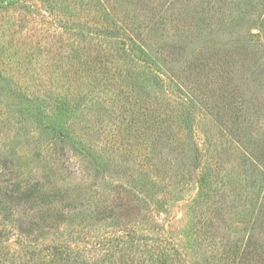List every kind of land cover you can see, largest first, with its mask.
I'll use <instances>...</instances> for the list:
<instances>
[{"label":"trees","instance_id":"16d2710c","mask_svg":"<svg viewBox=\"0 0 264 264\" xmlns=\"http://www.w3.org/2000/svg\"><path fill=\"white\" fill-rule=\"evenodd\" d=\"M106 1L109 0H47L51 11L55 15L58 13L61 21L67 23L62 24L63 27L75 29L77 33L74 36L81 41L79 46H72L69 56H65L67 61L74 62L71 65L74 72L87 77L95 75L101 81L96 87L113 96V110L118 111V118L114 122L110 117L112 120H107L106 125L117 138L110 137L107 142L121 152H132L134 144L139 142L136 130L140 131V195H146L144 202L148 201V196L154 199L156 186L160 183L159 177L148 167L155 163V157H161L167 151L177 155L175 174L185 177L188 187L197 186L200 196L205 191L207 204L224 202L220 191L227 188L230 180L226 176L233 173L236 159L232 168H228L229 164L224 160L234 149L241 156L238 164L243 167L242 172L236 175L240 181L251 184L256 195L255 204H259L258 211L264 210V43L250 37L253 27H261L264 31V0H246L245 9L241 7L240 11L237 10L239 5L224 9L228 0H178L182 6L181 19L178 17L174 37L169 35L173 28H165L168 18L148 21L153 10L148 7L149 14L143 16L138 38L131 29L129 32L115 22ZM142 1L131 0L136 6ZM174 1L177 2L169 0L168 4L173 6ZM218 10L220 17L216 16ZM214 16L221 22L216 28L207 23ZM223 35L231 44L230 55L222 42L224 39H220ZM209 39H213L212 42ZM211 43L215 45L210 50L199 49L201 45L206 47ZM120 59L122 67L118 65ZM132 64H139V67ZM24 65V59L20 58L16 61V69H12L19 76L15 88L20 91L22 87L18 80L22 74H29L28 67ZM136 76L140 79V108L134 110L128 104L120 112L122 104L117 97L125 87L119 81L122 79L126 87L133 89L132 79ZM5 87L0 86V97L9 95L14 99L11 105L14 104L18 119L13 122L19 125L18 128L29 121L30 127L44 136L48 149L51 146V149L58 148L57 152L50 153L49 168L60 180L76 183L80 173L79 181L86 180L81 182L83 186L77 187L82 191L87 189L85 184L89 182L85 175L87 172H94V178L105 180L113 164L118 169L122 168V164L110 161L105 152L86 144L71 125L70 114L82 109L83 93L76 104L70 94H58L54 99L48 90V102L51 104L40 105L41 100L32 99L30 91L22 93L9 86L4 92ZM99 93L94 91V96L90 93L84 95L88 98L84 108L90 113L93 107L102 104ZM54 101L56 104L52 103ZM255 128L262 132L251 140L249 136ZM197 130L215 154L209 162L203 161L207 151L204 153L197 141ZM68 153L69 156L63 158V154ZM55 154L59 157L56 158ZM73 156H78V163H69ZM5 163L4 160L3 168ZM82 163L85 164L83 171L80 169ZM169 167L167 170L173 171ZM159 171L161 174L163 168ZM42 191L37 184L12 183L4 173L0 174V210L15 222L12 227L0 223V264H103L100 260L91 263L84 255V249L73 247L71 242L40 244L38 240L45 233H51L48 229H53L46 221V215L55 210L61 194L60 191ZM116 193L119 195L121 192L117 190ZM109 197L102 196L94 208L91 206L93 217L104 215L106 220L113 221L117 213L133 209L126 204L115 203ZM72 203V200L66 202L64 215L58 220L65 221L66 211L73 218L71 212L76 206L72 207ZM148 207L140 205V216ZM259 214L264 215V212ZM113 223L118 228L108 237L109 243L114 245L109 246L113 249L110 257L119 254L113 264L187 263L174 244L161 247L159 238L147 236L142 233L143 229L138 234L133 221L116 220ZM261 228L259 221L254 222L247 240V244L253 247L257 262L264 259V230ZM13 239L18 247L9 244ZM203 240L201 237L199 241ZM229 248L234 251L233 246Z\"/></svg>","mask_w":264,"mask_h":264},{"label":"rangeland","instance_id":"374dc122","mask_svg":"<svg viewBox=\"0 0 264 264\" xmlns=\"http://www.w3.org/2000/svg\"><path fill=\"white\" fill-rule=\"evenodd\" d=\"M228 1L225 3L224 9L229 10L230 6L234 8L239 5L240 9L237 10L240 11L241 7L244 8L246 0ZM106 2L105 4L109 2L110 15L115 22L119 26L129 29V32L131 29L136 38L140 35L143 16L149 14L148 7L153 8L149 14V22L157 18H168L165 28L170 26L173 28L169 32L171 37H174L173 33L175 25L178 23V17L181 19L179 15L182 6L181 1L178 0L174 1L173 6L168 4L169 0H143L140 5L137 4L140 7L134 5L131 0H109ZM151 15L153 16L151 17ZM220 15L218 10L216 16L220 17ZM58 16V13L55 15L51 11L47 0H17L15 3L14 0H0V86H6L4 92L8 90L9 86L16 89V78L19 76H16L17 73L12 69H16V61L21 58L24 59V66L28 67L29 74H22L23 77H20L18 84L21 85L22 91H30L29 96L32 99L39 98L40 105L51 104L48 102V90H51L54 99L58 94L71 95L76 104L77 99L80 100L83 93L82 109L70 114L71 125L86 144L93 146L99 152H105L106 156L111 158L110 161L122 164V168L118 169L113 164L109 177L105 180L94 178V172H87L85 174L89 178L87 179L88 185L85 184L87 189L78 191L77 187L86 180L79 181L80 173L77 174L76 183L60 180L56 172L49 168L50 153L57 152L58 148L51 149V146L48 149V145L44 142V136L30 127L29 121L23 122L22 128H18L19 125L13 122L18 119V114L13 108L14 104L11 105L14 99H10L9 95L1 96L0 174L4 173L5 178L11 179L12 183L37 184L44 191H60L61 193L58 196L60 200L55 210L46 215V221L53 226V229H48L51 230V233L42 235L43 237L38 240L40 244H68L67 242H71L73 247L84 249V255L91 263L100 260L103 264H113L119 258V254L110 257L113 249L109 247L112 244L109 243L108 237L114 234L115 229L118 228L117 224L113 222L116 220L133 221L138 234L143 229L142 233L147 236H152L153 239L159 238L161 247L170 243L174 244L184 256L186 264H264V259L257 262L253 247L247 244L254 222L258 223L259 221L262 224L261 229L264 230V215L259 214L264 210L258 211L259 204H255L256 195L251 184L240 181V177L236 175L242 172L243 167L240 163L238 164L241 156L234 149L224 160L230 168L236 159L233 173L226 176L230 182L227 184V188H222L220 191L224 202L217 201L212 202L214 204H207L205 191L200 196L197 186L188 187L185 177L183 179L180 174H175L177 155L171 151L165 152L161 157H155V163L152 166L149 165L148 168L152 169L159 177L160 183L156 186L157 195L154 199H152L153 196L147 195L148 201L144 202L146 195H140V131L136 130L139 142L134 144L132 152H121L116 146L107 142L110 137L117 138L114 137L112 130L108 131L106 125L107 120L114 119L116 122V118H118L116 115L118 111L113 110V96L111 93L101 92L100 88L96 87L101 81L95 75L87 77L86 74L74 72L75 68L71 67L74 62L67 61L65 56H69L72 46H77L81 41H77L79 38L74 36V33H77L74 31L75 29L63 27L67 23L62 22V18L60 19ZM171 18L172 21H170ZM207 23L216 28L221 22L214 16ZM250 37L264 43L263 29L253 27ZM220 39H224L222 42L227 46L230 55L232 48L228 43L229 40L225 35ZM212 40L209 39L211 42ZM214 41L218 40L214 39ZM214 45L213 43L206 47L201 45L199 49L206 48L207 51ZM80 48L82 47L80 46ZM206 51H202V53ZM121 59L118 65L122 67ZM134 65L139 67V64H132V66ZM27 76L31 77L28 79ZM123 77L124 75H122ZM33 78L39 80L35 81ZM162 78L164 77L162 76ZM132 80L133 89L129 86L126 87L124 85L126 82L122 79L119 81V84H123L122 86L125 87L121 89L122 91L120 90L122 93L118 97L116 96L122 104L120 112L125 110L129 106L128 104H131V109L140 108V79L136 76ZM94 91L95 94L100 92L98 96H102V104L93 107V111L90 113L88 109L84 108L86 99H88L84 95L90 93L94 96ZM52 103L56 104L55 101ZM118 114L120 115V113ZM127 123L128 120L125 121V124ZM199 130L196 131L197 141L203 152L207 151L203 161L209 162L215 154L205 144L204 136ZM261 132L260 129L255 128L252 136L248 138L252 140ZM243 142H246V139ZM55 156L59 157L58 154ZM68 156L69 153L68 155L63 154V158ZM4 160L5 168H3ZM65 162L68 164L67 161ZM70 162L78 163V156L71 157ZM168 166L173 171H168ZM80 167L83 171L85 164L82 163ZM160 168H163L161 174L158 173ZM95 183L96 185H94ZM117 190L121 192L119 195L116 193ZM102 196L104 198L110 196L109 199L112 197L115 203L126 204L133 209L117 213L113 221L106 220L104 215L93 217L92 207ZM71 200L73 202L71 206H76L75 211L71 212L73 218L66 211L65 221L58 220L59 216L63 217L64 215L66 202H71ZM140 205L150 206L144 210L142 216H140ZM202 205L203 208H201ZM33 211L31 210V212ZM83 219L87 220L83 221ZM103 220L105 221L103 222ZM0 223L12 227L15 222L11 218H6L0 210ZM118 232L120 233V231ZM201 237L204 238L203 241H199ZM15 241L13 239L9 243L14 248L18 247ZM230 246H233V252L230 250ZM231 253L236 254L232 255ZM104 257L110 259L102 260Z\"/></svg>","mask_w":264,"mask_h":264}]
</instances>
